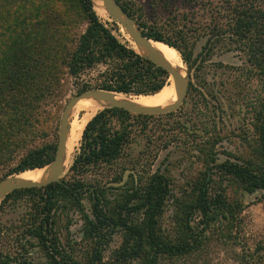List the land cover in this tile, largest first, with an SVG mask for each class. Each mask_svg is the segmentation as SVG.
Returning <instances> with one entry per match:
<instances>
[{
  "label": "rangeland",
  "instance_id": "374dc122",
  "mask_svg": "<svg viewBox=\"0 0 264 264\" xmlns=\"http://www.w3.org/2000/svg\"><path fill=\"white\" fill-rule=\"evenodd\" d=\"M231 1L235 0L118 1L141 7L146 22L165 23L176 30L175 37L181 41L187 59L186 62L179 53L181 64L189 74L188 94L181 109L170 116L133 114L137 138L114 165L111 183L107 186L116 187L108 192L113 201L133 183L138 185L141 178L153 173L165 175L170 180L171 196L161 225L167 234L177 227L176 199H186L194 182L206 171L207 158L203 151L211 150L214 144L216 164L253 159L259 127L257 118L264 106V72L262 65L251 62L249 53L237 50L234 38L225 34ZM95 12L120 42L135 47L120 25V33L113 29L111 23L115 21L110 16L105 19ZM88 25L87 13L78 0H0V57L7 49L12 50L9 47H14L18 49V57L27 64L39 63L37 72H32V79L26 84L29 91L25 94L6 90L4 70L0 71V182L18 176L6 177L28 152L45 145H54L57 149L61 116L68 102L78 93L97 89L101 83L103 66L75 78L66 65L68 54ZM17 83L20 79L16 77ZM37 93L45 96L37 101L38 108L34 106ZM103 110L98 108L92 118ZM80 144L81 140L77 147H68L67 167L61 180L68 179ZM127 172L125 183L116 186ZM115 178H120L119 182H113ZM214 179L219 178L215 175ZM39 195L18 194L0 203V250H11L15 255L22 251L31 264H48L37 240L27 243L19 236L23 221L43 207ZM226 195L230 201L242 205L239 240L253 252L264 241V191L248 193L231 185ZM83 205L89 213L88 198L83 199ZM52 221L60 247L83 239L82 214L66 206L65 201L58 203ZM121 243L118 233L104 247L105 261L112 259ZM23 246H26L24 250ZM238 251L239 248L223 242H211L204 259L194 264H240L234 257Z\"/></svg>",
  "mask_w": 264,
  "mask_h": 264
},
{
  "label": "trees",
  "instance_id": "16d2710c",
  "mask_svg": "<svg viewBox=\"0 0 264 264\" xmlns=\"http://www.w3.org/2000/svg\"><path fill=\"white\" fill-rule=\"evenodd\" d=\"M78 1L87 13L89 25L66 59L72 77L103 66L105 70L100 73L103 79L96 88L127 96H152L169 86L168 73L120 42L101 22L91 0ZM121 3L125 11L137 19L149 39L174 47L187 62L181 41L175 37L176 30L165 23H148L141 7L130 2ZM228 17L225 34L234 38L237 50L249 53L251 62L262 65L264 72V0L231 1ZM111 24L120 33L118 24ZM9 48L12 50L7 49L0 57L6 90L25 94L29 91L26 84L32 79V72H37L39 63L31 61L29 65L18 57V49ZM16 77L20 83L16 84ZM43 94L34 96L37 108L40 106L37 101L45 97ZM134 117L117 108L99 112L83 131L79 153L70 167L68 179L43 188L14 191L2 201L4 204L18 194L40 193L43 207L23 221L19 236L27 243L37 240L48 264H194L204 259L211 242L239 248L234 257L240 264H264V241L258 243L253 252L242 246L239 240L242 205L230 201L226 195L231 185L248 193L264 191V106L257 118L259 127L253 159L216 164L214 144L211 150L202 152L207 158L206 171L194 182L186 199H176L177 227L171 234L161 225L171 196L170 180L165 175L153 173L141 178L138 185L133 183L117 200L111 201L108 195L109 190L116 188L107 187L114 165L137 138ZM55 153L54 145L36 148L6 177L45 168L53 162ZM215 175L219 179L215 180ZM84 198L89 199V213L83 205ZM61 200L66 206L79 210L85 223L83 239L69 241L66 247H60L52 221V213ZM118 233L122 243L107 262L103 256L104 247ZM25 248L23 246L22 250ZM0 264L31 263L22 251L15 255L11 250H0Z\"/></svg>",
  "mask_w": 264,
  "mask_h": 264
},
{
  "label": "water",
  "instance_id": "95a60500",
  "mask_svg": "<svg viewBox=\"0 0 264 264\" xmlns=\"http://www.w3.org/2000/svg\"><path fill=\"white\" fill-rule=\"evenodd\" d=\"M105 6L110 10L112 19L119 25L123 26L126 32L133 38L136 45L139 49L144 51H150L151 55L145 56L140 53L142 57L150 60L156 66L165 70L169 75V82L172 84L170 86H174L175 91L177 93V100L172 105L166 107H142L136 106L131 103L121 102L114 100L110 96V91H106L103 89H93L84 91L82 93H78L71 98L68 102L62 116L60 122L59 129V141L56 149V154L53 162L49 165L52 167V172L50 177L41 183L36 182H27V181H14L15 178H6L0 182V203L6 199L8 195L17 190L22 189H31V188H43L54 183H59L61 181V177L63 176V163L65 158V150H66V138L68 134V121L69 115L71 111L77 106V104L85 99L91 98L96 100H103L110 102L111 105L108 108H117L128 111L135 115H167L170 113L177 112L181 109L189 89V74L185 78H183L170 63H168L163 56L158 53L153 45L152 39H149L146 33L139 27L137 21L129 15L128 12L125 11L121 3L117 0H102ZM171 47V46H170ZM129 172H127L124 176L123 181L116 185L121 186L125 183Z\"/></svg>",
  "mask_w": 264,
  "mask_h": 264
},
{
  "label": "bare ground",
  "instance_id": "6f19581e",
  "mask_svg": "<svg viewBox=\"0 0 264 264\" xmlns=\"http://www.w3.org/2000/svg\"><path fill=\"white\" fill-rule=\"evenodd\" d=\"M91 1L94 4L95 10L98 12V14H100L105 19L108 18L109 16L111 17L110 10L105 6L102 0H91ZM121 27L134 42L135 44V47L133 48L134 50L145 56L151 55L150 51H144L139 49L133 38L126 32L123 26ZM152 45L154 49L158 53H160L168 63H170L175 69H177L178 73L183 78L186 77L187 69L186 67L184 68V65L181 64L179 52L174 47H170L168 44H164L163 42L161 43L160 41L156 42L155 40L154 41L152 40ZM109 94L114 100L131 103L133 105L142 106V107H166L172 105L177 100V93L175 91V88L174 86H170V85L167 86L160 93L152 96H141L137 98H133V97L131 98V97L123 96L124 94L120 95V93H115V92H110ZM110 105L111 103L107 101L85 98L81 100L77 104V106L71 111L68 121L69 128L66 138L65 158L62 169L63 175L67 167V161L69 155L67 152L68 147H70V149L77 147V144H79L80 140L82 139L83 131L87 123L92 118L93 113L98 108L106 109L110 107ZM51 172H52L51 166H47L41 169L30 170L23 173L21 175V178L18 177L19 175L16 176L14 181L41 183L46 181L50 177Z\"/></svg>",
  "mask_w": 264,
  "mask_h": 264
}]
</instances>
